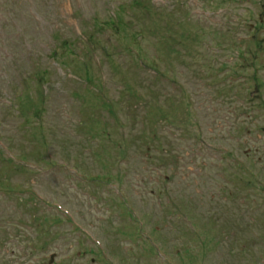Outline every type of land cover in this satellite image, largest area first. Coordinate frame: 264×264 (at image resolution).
Listing matches in <instances>:
<instances>
[{"label": "rangeland", "instance_id": "374dc122", "mask_svg": "<svg viewBox=\"0 0 264 264\" xmlns=\"http://www.w3.org/2000/svg\"><path fill=\"white\" fill-rule=\"evenodd\" d=\"M0 264H264V0H0Z\"/></svg>", "mask_w": 264, "mask_h": 264}]
</instances>
